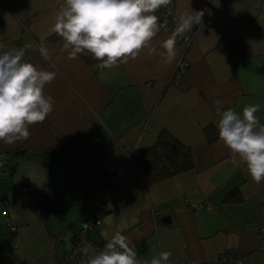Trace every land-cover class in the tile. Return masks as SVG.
<instances>
[{"label":"crops","instance_id":"1","mask_svg":"<svg viewBox=\"0 0 264 264\" xmlns=\"http://www.w3.org/2000/svg\"><path fill=\"white\" fill-rule=\"evenodd\" d=\"M62 2L0 0V53L24 48L25 60L56 73L44 89L54 99L52 113L30 126L27 140L0 142L1 153H21L13 173L0 167V264H63L89 212L102 225L86 237L101 243L120 231L140 264L161 251L172 253L169 264H264V181L255 184L238 157L233 165L218 139L214 103L238 114L260 105L264 124V0H171L173 21H193L177 36L171 64L159 55V42L171 35L161 30L151 42L157 54L144 49L97 73L90 54L68 59L62 38L48 34ZM183 57L189 68L171 79ZM162 130L190 150L193 168L154 181L130 154L152 146ZM41 191L50 199L44 218ZM9 224L17 227L14 242Z\"/></svg>","mask_w":264,"mask_h":264},{"label":"clouds","instance_id":"2","mask_svg":"<svg viewBox=\"0 0 264 264\" xmlns=\"http://www.w3.org/2000/svg\"><path fill=\"white\" fill-rule=\"evenodd\" d=\"M171 0H63L54 13L50 34L62 38L61 52L76 59L87 52L99 63L98 69H111L129 59H136L144 49L157 54L152 46L161 31L160 18L155 14ZM199 14V22L203 12ZM190 17H182L179 25L159 42L163 62L171 64L177 55L176 38L192 27ZM44 37H41L43 41ZM0 47H4L0 45ZM39 52L51 61L52 51L43 43ZM24 48H10L0 53V142L13 144L27 140L30 126L42 123L52 113L54 99L44 92L56 73L25 60ZM218 139L230 150L234 166L246 165L252 181H264V124L256 113L260 105H247L241 113L224 109V101L216 100ZM90 224H85L88 228ZM87 259L82 264H140L135 245L120 231L107 239L100 250L88 242L79 249ZM172 253L161 251L150 264H169ZM149 264V262H146Z\"/></svg>","mask_w":264,"mask_h":264},{"label":"trees","instance_id":"3","mask_svg":"<svg viewBox=\"0 0 264 264\" xmlns=\"http://www.w3.org/2000/svg\"><path fill=\"white\" fill-rule=\"evenodd\" d=\"M98 63L97 60L87 61L93 73L99 72L100 69L96 67ZM20 155L19 151L0 152V160L8 169V174L15 171L16 161ZM130 158L140 172L154 181L163 180L193 168L190 150L164 130L158 134L155 143L149 148L145 150L133 149ZM234 194L235 192L228 193L226 199L228 200ZM36 197L40 216L44 218L47 216L50 207L49 196L41 191L36 194Z\"/></svg>","mask_w":264,"mask_h":264},{"label":"built area","instance_id":"4","mask_svg":"<svg viewBox=\"0 0 264 264\" xmlns=\"http://www.w3.org/2000/svg\"><path fill=\"white\" fill-rule=\"evenodd\" d=\"M168 7L169 6L162 7L158 17L160 18L161 30H168L169 33L172 34V32L176 29L179 23L173 21L170 18ZM193 36H194L193 31L188 32L184 36L183 45L185 49L189 47L193 39ZM188 68H189L188 62L184 59V57L180 58L174 66V69L171 74V79L182 76L187 71ZM67 157L68 156L64 154L63 158L60 161V164H66L68 161ZM1 162L2 161L0 160V167H1ZM2 174L3 173L0 170V176ZM202 206H205V204L200 203V204L194 205V207H202ZM85 224H90V226L88 228H85ZM101 225H102V220L101 218L95 215V212H89L80 219V228L78 232L74 235L72 248L68 252L66 261L63 264H82V262H84L87 259V257H85L84 254L79 251V249L82 246V243L85 241L92 244L93 247H95L97 250H100L102 248L103 244L106 243L107 240L100 243L94 240H90L86 237L87 233L89 232L93 234L98 233L101 228ZM16 230H17L16 226L10 225V224L8 225L9 236L13 242H14V236H15Z\"/></svg>","mask_w":264,"mask_h":264},{"label":"water","instance_id":"5","mask_svg":"<svg viewBox=\"0 0 264 264\" xmlns=\"http://www.w3.org/2000/svg\"><path fill=\"white\" fill-rule=\"evenodd\" d=\"M163 222H168V219H166V220H163Z\"/></svg>","mask_w":264,"mask_h":264}]
</instances>
